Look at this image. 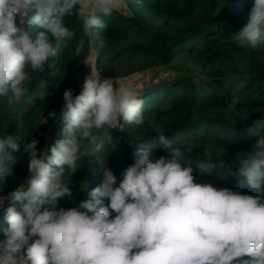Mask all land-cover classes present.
Returning a JSON list of instances; mask_svg holds the SVG:
<instances>
[{
  "label": "clouds",
  "instance_id": "obj_1",
  "mask_svg": "<svg viewBox=\"0 0 264 264\" xmlns=\"http://www.w3.org/2000/svg\"><path fill=\"white\" fill-rule=\"evenodd\" d=\"M127 6V0H0V100L14 106L28 96L30 73L44 72L61 44L75 35L68 16L76 17L87 37L78 41L74 55L86 47L98 54L104 42H97L94 30L108 28L101 16ZM25 24L40 30L33 36ZM231 39L242 47L264 39V0H254L247 22ZM142 109L131 81L102 79L98 70L85 76L79 94L64 91L63 138L48 150L38 151L35 139L25 143L29 175L0 195V205L23 202L21 211L6 210L0 264H264V195L195 182L194 171L211 174L224 165L209 158L194 167V143L172 147L164 133L151 143L168 156L152 159L151 148L139 149L118 186L104 167L101 184L87 199L75 207H57L58 198H71L65 172L75 174L78 161L100 152L101 133L107 136L121 117L127 124H143ZM253 129L258 136L253 151L235 171L227 166L231 177L264 190V119L254 121ZM20 138L18 133L0 135V187L14 173L4 165L16 163L12 152L20 150Z\"/></svg>",
  "mask_w": 264,
  "mask_h": 264
},
{
  "label": "trees",
  "instance_id": "obj_2",
  "mask_svg": "<svg viewBox=\"0 0 264 264\" xmlns=\"http://www.w3.org/2000/svg\"><path fill=\"white\" fill-rule=\"evenodd\" d=\"M195 0H127L128 11H114L110 16H101L107 24V29L94 30L97 34V42L103 41V48L95 52L96 69L102 73L110 74L112 65L129 52L145 51L152 48L160 50V58L164 64H170L173 59L183 51L200 52V62L208 63L213 57L218 56L228 49H236L240 46L231 39L233 33L247 22L248 15H239L240 10L250 14L254 0H228L222 12L213 13L197 27H190L181 34L168 33L171 25L168 18L182 16L183 12L190 11ZM155 14L152 15V14ZM32 13H30L31 15ZM158 14L166 16L165 21L156 18ZM158 20V21H157ZM68 26L72 28L75 35L61 44L57 57L49 61L44 72H31L32 81L30 92L19 104L7 106L6 100H0V135L5 133H18L21 135L18 141L20 150L12 152L16 163L12 165L13 175L7 177L6 182L0 187V194H7L14 190L20 182L28 175L29 156L23 151L25 143L31 139L38 141L37 150H48L57 140L63 138V121L59 120V113L63 107V93L66 89H73L74 95L79 94L81 87L78 79V71L83 66L89 49L86 47L79 56L74 55L78 41L87 37L83 35L80 22L75 16H68ZM26 30L33 36L40 29L35 26L24 25ZM202 43V44H201ZM264 43V39L257 42ZM202 52V54H201ZM206 55H203V54ZM254 68H261L260 61H255ZM114 74V73H113ZM119 74V73H115ZM121 74V73H120ZM235 78L226 83L222 79L201 78L199 81L190 82L185 77L173 76L168 78H157L147 83L138 90V98L143 100L142 114L144 123L141 125L127 124L120 118V125L108 129V135L101 133L104 148L100 152L85 155L78 161V175L83 173L88 181L83 179L78 182V177L71 188V198L68 196L58 198L57 207L70 208L78 206L81 200L88 198V192L101 184L103 180V167L100 159L109 158L111 164L109 169L117 177V186L123 179L124 170L134 162L139 149L149 147L153 153L152 159L161 155H168L166 150L160 146L152 145V139L159 133H164L172 141V147H178L177 142H184L190 137L197 141L203 135L205 125L219 124L223 133L218 136L214 146L212 162L225 161L226 157L221 152V147L232 144L235 140L255 142L257 136L253 129V122L264 119L254 118L240 120L226 117L221 114H208L213 104L226 107L233 115L235 107L232 100L236 93H241V82L252 79L255 75L250 73L235 75ZM257 76L259 91L255 100L264 97V69L261 68ZM256 83V82H254ZM214 102V103H212ZM240 108V106L238 107ZM55 111L56 118L49 117V113ZM47 119L46 123H41ZM152 118L151 124L147 123ZM169 119V120H167ZM55 122L53 135L50 142L44 140V129L48 124ZM146 122V123H145ZM122 128V130H121ZM203 138V137H202ZM201 147H196L199 150ZM91 151V150H90ZM50 154V152H49ZM11 162H6L5 167H10ZM12 164V163H11ZM195 167V165H193ZM218 170V169H217ZM208 174L212 179V185L217 188H229L242 194L264 195V190H258L248 186L247 182L229 176L220 178L215 176L217 171ZM194 171L193 173H196ZM198 173V172H197ZM99 175L100 178H93ZM95 180V181H94ZM82 185L86 186V194H83ZM23 202L6 200L0 210V239L3 238V229L6 228L5 220L8 207H15L17 211L22 210ZM107 205L109 200L104 199ZM48 205L42 206V210ZM114 216V213H113ZM34 242V238L29 244Z\"/></svg>",
  "mask_w": 264,
  "mask_h": 264
},
{
  "label": "rangeland",
  "instance_id": "obj_3",
  "mask_svg": "<svg viewBox=\"0 0 264 264\" xmlns=\"http://www.w3.org/2000/svg\"><path fill=\"white\" fill-rule=\"evenodd\" d=\"M226 3H228V0H195L190 11H184L181 17L174 16L172 18H168L171 25L168 26L167 31L168 33L172 31L177 35L181 34L183 31L185 32L190 27H197L203 23L210 12L211 14L213 13V15L218 12H222ZM120 10L125 12L128 11L127 9L125 10L123 8ZM238 14L248 16L250 15L245 10H240ZM152 15L155 16L154 13ZM156 18L163 22L165 21V18L167 19L166 16L161 14H158ZM226 51L227 52L213 57V59L210 61L208 59V63L205 64L200 62V52H191V50H186L182 53H179L170 64H164L160 58V50L157 48H152L145 51L139 50L137 52L134 51L127 53L126 56L112 65L111 70H109L110 74H105L100 71L99 72L102 79L113 78L119 82L131 81L135 85L137 91L142 89L147 83H150L157 78L182 76L190 82H196L201 78H206L211 80L222 79L223 82L226 83L228 80L235 78V75L238 76L244 73H250L255 76L250 80L241 82V93H236L233 97L231 103L232 106L235 107V112L233 115L231 114V111H227L226 107L218 106L216 104H213V108L208 111V114H221L229 118H234V115H236V117L240 120H250L263 117L264 97H261L257 100H255L254 97H256L259 91V81L256 80V75L259 74L261 68L264 69V43H259L255 46H238L236 49H227ZM206 54L204 53L203 55ZM256 60L260 61V65L262 66L261 68H254L256 65ZM92 69L94 71L97 70L95 66V51L89 50L88 56L83 66L78 71V79L81 88L85 76L90 74ZM115 73L119 74L117 75ZM262 81H264V79ZM239 106L240 108H238ZM146 122L151 124L152 118L148 119ZM54 126L55 122L53 120L48 124V126L45 127L43 133L45 142H50L53 135ZM203 131L205 132L203 135H200L197 138V141L190 137H186L184 140V142L192 141L195 145L192 153V159L194 162L193 165H195L197 160L209 159L213 155L214 146L218 141V136L224 132L219 124L205 125L203 127ZM257 139L258 136L255 137L254 141L256 142ZM184 142H177L179 145L178 147L182 148ZM255 142L251 143L250 141L247 142L243 140H235L232 142V144L222 146L221 152L225 155L226 160L216 161L217 165L222 163L224 166L217 168L218 172L215 176H218L219 179L227 178L230 174L227 164L233 171H235L239 161L245 159L247 155L253 151L252 146ZM198 146L201 147L199 150L196 149ZM165 156L168 155L166 154ZM110 164L111 159L106 157L100 159L101 167H107L109 169ZM9 165L12 167L13 164L10 163ZM79 172L77 171L75 174H72L66 171L64 174L65 181L70 183V185L74 183V179H76V177L79 178V183H81L83 179L88 181L89 178L84 176L83 173L78 175ZM193 175L195 182L197 183L212 184V181L214 180L208 176V174H200L199 172H196L193 173ZM93 178L99 179L100 176L94 175ZM24 180L25 179H23V181ZM22 182H20L19 185ZM85 188L86 186L82 185L84 195L86 194Z\"/></svg>",
  "mask_w": 264,
  "mask_h": 264
},
{
  "label": "built area",
  "instance_id": "obj_4",
  "mask_svg": "<svg viewBox=\"0 0 264 264\" xmlns=\"http://www.w3.org/2000/svg\"><path fill=\"white\" fill-rule=\"evenodd\" d=\"M0 195H4V196H6L7 194L5 193V194H0ZM4 203H5V202H4ZM4 203H3V205H4ZM3 205H0V210L2 209Z\"/></svg>",
  "mask_w": 264,
  "mask_h": 264
}]
</instances>
